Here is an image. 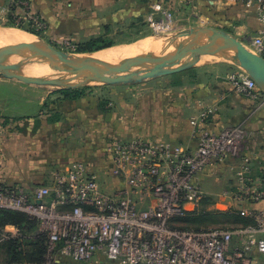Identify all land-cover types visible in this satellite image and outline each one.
<instances>
[{
  "label": "rangeland",
  "instance_id": "1",
  "mask_svg": "<svg viewBox=\"0 0 264 264\" xmlns=\"http://www.w3.org/2000/svg\"><path fill=\"white\" fill-rule=\"evenodd\" d=\"M237 7L227 9L225 13L216 11L211 17L206 14L197 17L184 14L182 16L186 19L182 22L177 20L174 12L169 11L172 16L168 24H163L165 16L160 14L161 20L155 25L149 21L146 11L141 12L138 22L133 21L131 26L129 20L125 22L122 36L108 35V38L132 40L113 44L109 48L142 41L155 43L159 38H168L183 29H213L239 35V25L243 19L239 17ZM1 9L0 27L29 33L35 37L33 42L44 40L72 54L99 51H80L79 48L86 44L78 42V36L73 34H57L52 25L33 9L29 0H10V10L6 11V15L1 13ZM12 22L22 23L32 31L19 26H2L13 25ZM249 31L253 33L252 37L257 33ZM245 41L249 43L250 40ZM45 53L43 59H36L41 61L39 64L47 61V54L52 56L47 51ZM190 59L191 54H188L181 62ZM178 61L179 58L170 60L171 63ZM240 70L242 66L235 61L203 54L192 69L137 83H93L84 96L76 99H64L60 89L52 84L27 83L0 74V136L25 134L23 139L20 137L21 140L1 142V155L10 161L11 174H22L24 169L28 172L35 163L42 168L38 172L40 181L41 178L51 177L55 180L56 173L70 162L86 160L90 169L99 176L103 188L113 192L126 187L114 174L113 161L108 153V143L115 138L166 140L191 148L198 144L206 131L220 133L230 127H240L244 131L242 146L237 152L211 162L197 174L196 179L202 185L205 196L195 209L186 213L184 220L177 219L173 224L211 229L245 227L244 220L237 224L228 222L236 213L252 216L255 212H264V209H256L252 204L264 202V199L253 200L246 193L247 190H264V131L249 127L257 111H264V101H260L258 95L260 87H257L256 97H249L236 89L229 77ZM16 72L31 79H48L46 74L30 76L24 71ZM72 80H75L74 75L70 77ZM19 116L27 119L22 128L18 122ZM10 121L13 124L8 126ZM23 150L28 152L27 158L31 161L27 163L30 164L23 165L24 161L19 155ZM4 247L0 246V264H8L11 256ZM33 259L36 262L42 260L39 253L34 254ZM53 262L127 264L105 256L86 262L58 257Z\"/></svg>",
  "mask_w": 264,
  "mask_h": 264
},
{
  "label": "built area",
  "instance_id": "2",
  "mask_svg": "<svg viewBox=\"0 0 264 264\" xmlns=\"http://www.w3.org/2000/svg\"><path fill=\"white\" fill-rule=\"evenodd\" d=\"M234 1L257 6L262 28L247 44L264 55V0ZM171 16L167 12V24ZM229 78L238 91L257 96L259 86L245 69ZM243 136L240 127L206 131L191 148L166 140L115 138L108 153L123 190H105L87 161L77 160L59 170L51 185L13 189L0 180V207L37 219L38 231L48 238L45 264H55L58 257L86 262L98 256L127 264H258L251 254H264L263 211L252 214L255 223L235 229L186 230L171 221L203 200L197 174L237 152ZM246 193L264 199V190ZM7 226L0 228V243L20 236L15 225L13 231ZM235 235L243 236L242 242L234 244Z\"/></svg>",
  "mask_w": 264,
  "mask_h": 264
},
{
  "label": "crops",
  "instance_id": "3",
  "mask_svg": "<svg viewBox=\"0 0 264 264\" xmlns=\"http://www.w3.org/2000/svg\"><path fill=\"white\" fill-rule=\"evenodd\" d=\"M34 10L39 15L48 21L55 29L56 33L64 35H75L78 36V42H84L98 36L105 35L110 36H122L124 34L125 22L129 20L130 26L133 21H136L140 16L141 12L148 14L149 21L152 25L161 20L159 19L160 14H164L165 18L163 24L166 22V14L169 11L174 12L177 20L182 22L184 18L182 15L187 16L199 14H206L211 17L216 11L221 13L227 12L232 8H239V17L243 19V22L239 25V35L236 36L243 40H251L253 33H250L249 29L254 32H258L262 28L257 15V6L255 4H246L243 2H236L234 0H29ZM1 13L3 15L8 14L10 10V0H0ZM146 8V9H145ZM145 9V10H143ZM143 10V11H142ZM7 11V12H6ZM223 11V12H222ZM181 16V17H180ZM188 20V19H187ZM177 21V22H178ZM128 25V24H126ZM181 26V25H179ZM100 28H103L100 29ZM132 28V27H131ZM235 34V33H234ZM116 43L127 42L132 40L130 38L124 39L121 37L112 38ZM119 46V45H118ZM192 69V68H190ZM189 70V69H187ZM186 71V70H184ZM183 72V71H181ZM180 73V72H178ZM261 89V88H260ZM259 97L260 101H264V90H260ZM260 103V102H259ZM256 108L259 109L257 105ZM254 112V110H252ZM21 117V118H20ZM41 120V117H38ZM22 116H19L18 122L21 127L26 122ZM243 119H241L242 121ZM13 121H10L8 126H11ZM249 127L254 130L264 131V111H257V115L253 116L249 122ZM22 132V131H20ZM4 134V133H3ZM22 133H8L5 137L0 136V143L6 142L7 140L16 141L23 139ZM21 137V138H20ZM3 139V141H1ZM194 147V146H192ZM26 150V149H25ZM2 146L0 144V180L8 184H23L25 186H33L36 184H53L54 180L52 177L38 179V172L42 168L34 163L33 168L28 172L24 169V173L11 174V168L9 167L10 161L7 157H2ZM28 152L23 150V153H19L22 156V160L25 164L28 160ZM17 175V176H16ZM35 182L29 184L28 182ZM38 181V182H37ZM40 181V182H39ZM256 209H264V202L258 201L252 203ZM7 229H14V225L8 224ZM243 236L235 235L233 239L234 244L242 242ZM253 259L258 264H264V254L258 250H254L251 254Z\"/></svg>",
  "mask_w": 264,
  "mask_h": 264
},
{
  "label": "water",
  "instance_id": "4",
  "mask_svg": "<svg viewBox=\"0 0 264 264\" xmlns=\"http://www.w3.org/2000/svg\"><path fill=\"white\" fill-rule=\"evenodd\" d=\"M207 31L213 35L225 37L232 43L234 52L219 50L210 44H198L194 34L197 35V33ZM156 46L158 51L150 49L147 52L129 56L121 61L94 65L89 62L75 60L70 55L72 53L62 50L44 40L17 43L13 46L2 45L0 46V57L2 58L0 60V74L7 78L19 79L27 83L52 84L57 86L60 90L79 86H89L93 83L104 85L128 84L142 82L148 78L174 74L193 68L203 54H211L237 62L254 78L258 86L264 90V55L255 52L247 43L236 35L220 33L213 29H183L182 31L175 32L168 38H159ZM38 50L47 51L56 60L64 62L74 74L75 80H72L66 85H57L54 80L31 79L8 67L6 61L9 58L17 57L24 52ZM181 51L182 53H180ZM188 54H191V59L188 62L182 63V58ZM174 58H179V61L170 63V60Z\"/></svg>",
  "mask_w": 264,
  "mask_h": 264
},
{
  "label": "bare ground",
  "instance_id": "5",
  "mask_svg": "<svg viewBox=\"0 0 264 264\" xmlns=\"http://www.w3.org/2000/svg\"><path fill=\"white\" fill-rule=\"evenodd\" d=\"M194 37L198 44H210L219 50L234 52L232 43L223 36L213 35L207 31L197 33V35L194 34ZM34 40L35 37L22 30L0 27V46H13L17 43L33 42ZM229 43L232 47L229 46ZM156 44L157 42L154 43L153 41L151 43L142 41L127 45H116L110 48L106 47L105 49L93 53L70 55L73 59L80 62H89L94 65H102L106 62H116L129 56L144 53L150 49L158 51ZM44 55H46L44 50L24 52L22 55L9 58L6 62L11 70L24 71L26 75L34 76L46 74L48 79L54 80L57 85H66L71 82L70 77L74 74L64 62L58 61L47 54V61H45L43 64H39L41 61L36 59H43ZM1 59L2 58L0 57V60Z\"/></svg>",
  "mask_w": 264,
  "mask_h": 264
},
{
  "label": "trees",
  "instance_id": "6",
  "mask_svg": "<svg viewBox=\"0 0 264 264\" xmlns=\"http://www.w3.org/2000/svg\"><path fill=\"white\" fill-rule=\"evenodd\" d=\"M136 21L138 22V20ZM12 24L32 31L30 27L25 26L22 23L16 24L12 22ZM81 43L86 45L80 47L79 48L80 51H92L95 49L113 45L115 44V41L112 38H108L105 35H102ZM87 88H89V86H79L68 89H61L60 92L63 94L64 99H76L84 96ZM3 184L9 185L13 189L23 185V184H8L6 182H3ZM27 189L31 190L32 186H28ZM186 213L181 215H176L174 218H172L171 219L172 225L176 228L186 229V230L209 229V228H196V227L195 228L178 227L173 224V222L176 221L177 219L184 220L186 217L185 216ZM241 220L242 221L244 220L243 226H247L256 222L254 216H245L240 213H236L229 219L228 224H237L238 222L240 223ZM8 224L15 225L20 231V236L11 237L0 243V246L2 247L5 246L4 248L7 250V252L11 253L8 264H22V263L43 264V261L44 262L46 261V256L48 251V245H47L48 238L45 233H41L38 231L37 219L31 217L28 213L23 211L0 207V228H4ZM36 253H39V255L41 256L42 260L40 262H36L33 259L34 254Z\"/></svg>",
  "mask_w": 264,
  "mask_h": 264
}]
</instances>
